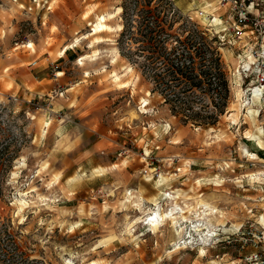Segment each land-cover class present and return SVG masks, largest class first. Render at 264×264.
<instances>
[{
  "label": "rangeland",
  "instance_id": "1",
  "mask_svg": "<svg viewBox=\"0 0 264 264\" xmlns=\"http://www.w3.org/2000/svg\"><path fill=\"white\" fill-rule=\"evenodd\" d=\"M125 1L0 0V149L16 152L0 172V241L10 251L17 244L9 262L244 264L246 254L264 252V228L252 225L264 215L254 179L264 173V97L252 98L249 83L231 74L237 50L221 46L231 88L225 114L210 127L180 122L128 53ZM171 1L203 30L201 10L223 11L218 0ZM104 13L109 28L86 35ZM246 98L260 109L256 121ZM60 119H71L67 133ZM257 127L261 138L250 139ZM86 129L102 133L99 152L80 141ZM176 201L189 216L181 232L169 219L151 230L148 213L169 212ZM202 202L222 215L207 219L208 229L219 227L207 241L191 229L203 222Z\"/></svg>",
  "mask_w": 264,
  "mask_h": 264
},
{
  "label": "trees",
  "instance_id": "2",
  "mask_svg": "<svg viewBox=\"0 0 264 264\" xmlns=\"http://www.w3.org/2000/svg\"><path fill=\"white\" fill-rule=\"evenodd\" d=\"M153 1L126 0L123 5L122 36L128 43V53L135 56L134 62L151 85V92L162 97V104L180 122L215 126L231 96L219 45L199 24L180 16L171 0ZM8 150L9 145L0 149V172L4 174L16 156L15 151ZM4 174L0 175V201L4 199ZM5 232L7 229L0 231V237ZM13 243L15 248L10 251L0 241V262L11 264L9 259L17 250Z\"/></svg>",
  "mask_w": 264,
  "mask_h": 264
},
{
  "label": "built area",
  "instance_id": "3",
  "mask_svg": "<svg viewBox=\"0 0 264 264\" xmlns=\"http://www.w3.org/2000/svg\"><path fill=\"white\" fill-rule=\"evenodd\" d=\"M218 5L223 10L218 17L210 11H200L199 16L206 20L204 31L216 40L219 48L230 46L237 50L239 63L231 74L249 83L247 91L250 95L257 93L264 97V0H218ZM254 179L255 183L260 185V200L264 201V173L255 175ZM263 216L261 214L259 220L253 221L252 225L257 223L264 228ZM218 229L219 227L215 226L206 228L204 236L199 235V239L202 241L203 238H217ZM261 233L257 238L264 242V230ZM189 237H192V234ZM243 262L264 264V252L257 250L248 253Z\"/></svg>",
  "mask_w": 264,
  "mask_h": 264
},
{
  "label": "bare ground",
  "instance_id": "4",
  "mask_svg": "<svg viewBox=\"0 0 264 264\" xmlns=\"http://www.w3.org/2000/svg\"><path fill=\"white\" fill-rule=\"evenodd\" d=\"M118 10H121V7L118 6ZM110 15H111V13H104V14L99 15V18L97 20L91 22L92 28H91V30L86 35L89 36V35L99 34V33L103 32V31L107 30L109 28V25H108V23L106 21L108 19V16H110ZM120 26H121L120 28H122V25H120ZM79 40H77V42ZM102 40H103V37H101V36H98V37L95 38V42H99V41H102ZM32 45L33 44L31 42L29 44V46H32ZM76 45H78V44H75V42H74V44H68V45H66L64 47V49H63V53H66V51L69 48H71L72 46H76ZM83 59H85L84 56L81 57V61H83ZM59 74L61 75V74H63V72H59ZM237 87H238L237 88V90H238V97L240 98L243 89L241 90V88L239 87V85ZM252 98H261V96L258 95L257 93H254V95L252 96ZM245 100H246V105L245 106L248 108V111L251 114L252 119L254 121H256V117L258 116L260 109H258L255 106H253L250 98L249 99L246 98ZM256 130H257V132H252L250 134V139L256 140V139H260L261 138V134L263 133V128L262 127H257ZM246 152L247 153H250L247 149H246ZM117 166H118V164H114L112 167L115 168ZM98 170L99 171H104L105 170V167H100ZM200 179L201 178H199L198 181H201L202 180V179L201 180ZM163 180L164 179L162 177L159 180V182L162 184ZM213 181L215 183H219L220 180L214 178ZM171 194H173V193H169V195L171 196L172 199L179 198V195H180L179 193L178 194H175V195H171ZM129 195L131 196V192H129ZM127 198H129V197L127 196ZM140 199H144V196L143 197L140 196ZM152 203L153 204H158L159 201H158L157 198H153ZM137 204L140 205V203H137ZM175 205H176V207L172 208V210H170L169 212H166V211L165 212L158 211V210H156V209L159 208L158 207L155 210H153L152 212L148 213V216L147 217L144 216L145 217V221L150 226L151 230L157 231V229L159 228V225L161 224L160 221L162 220L164 222V220L169 219L170 221H173V224H175L177 226L178 232H181V228H183V225L188 221L189 216L186 215V209L183 206H181V204L179 205V203L176 201ZM158 206H159V204H158ZM203 206H205L204 211L203 212H200V214H199L200 217L198 219H200V221H201V219L206 220V222H202V223H199V224H193V227H191L192 231L196 232L198 235H201V236H204L206 228L209 227V223L207 222V219H210V216L213 217V218H217V217L222 216L221 215V210L218 209V208H216L215 206H213V205H211V204H209L207 202H204L203 203ZM218 212H219V215H217ZM186 229H187V227H186ZM208 239L209 238H203V240H205V241H207ZM202 250L204 251V247H202Z\"/></svg>",
  "mask_w": 264,
  "mask_h": 264
},
{
  "label": "crops",
  "instance_id": "5",
  "mask_svg": "<svg viewBox=\"0 0 264 264\" xmlns=\"http://www.w3.org/2000/svg\"><path fill=\"white\" fill-rule=\"evenodd\" d=\"M66 117H68V116H66ZM60 120H62V122L60 123V129L61 130L64 129L65 132L67 133L70 130L67 127L69 126V122H71V119H68L67 121L64 119H60ZM80 134H81L80 141L82 142V144L87 139H89L92 142V143L91 142L89 143V148H90V151H92V154L99 152L101 145L103 143V140H101V138H103L102 133H100L96 130L86 129L83 132H81Z\"/></svg>",
  "mask_w": 264,
  "mask_h": 264
}]
</instances>
